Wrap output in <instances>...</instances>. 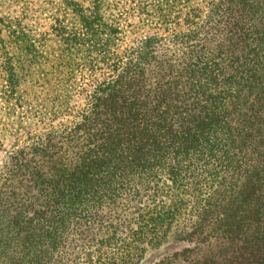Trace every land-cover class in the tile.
<instances>
[{
  "label": "trees",
  "instance_id": "1",
  "mask_svg": "<svg viewBox=\"0 0 264 264\" xmlns=\"http://www.w3.org/2000/svg\"><path fill=\"white\" fill-rule=\"evenodd\" d=\"M86 1H62L83 33L61 46L108 76L74 121L0 161V264H140L178 213L191 247L172 261L264 264V0H215L173 18L158 9L159 26L179 31L167 44L147 37L122 58L112 52L117 32L102 29L101 0H91L92 17ZM28 38L8 37L34 60ZM17 72H6L9 98ZM163 174L188 188L169 205L156 203Z\"/></svg>",
  "mask_w": 264,
  "mask_h": 264
},
{
  "label": "rangeland",
  "instance_id": "2",
  "mask_svg": "<svg viewBox=\"0 0 264 264\" xmlns=\"http://www.w3.org/2000/svg\"><path fill=\"white\" fill-rule=\"evenodd\" d=\"M63 0H0V161L5 153L27 138L43 133L50 125L68 124L74 121L85 106L93 87L108 76V70L100 65L82 62L80 55L65 57L61 40L79 33L77 17L62 2ZM72 3V0H64ZM215 0H101L98 17L104 30H114L112 52L122 58L127 50L145 38L162 37L169 43L171 30L179 26L166 27L168 33L158 24V9L168 10L173 18L179 17V9L202 14ZM80 3V2H79ZM91 0L82 3V11L92 17ZM170 9V10H169ZM173 21V20H171ZM179 23V18H178ZM176 22V21H175ZM99 25V22L96 24ZM174 28V29H173ZM13 30H22L33 44L34 57L31 59L21 46L9 42ZM171 45V44H170ZM171 48V47H170ZM169 55L179 59V49H172ZM72 59V61H70ZM18 72L19 89L12 98L6 79L8 69ZM99 66V67H98ZM47 81V82H46ZM64 112L50 122L49 111ZM163 174L159 184L164 194L156 203L169 205L171 195H179L185 189L183 177L176 184ZM182 221L179 213L164 242L156 249H147L140 264H179L172 261L173 254L191 247L180 234Z\"/></svg>",
  "mask_w": 264,
  "mask_h": 264
}]
</instances>
